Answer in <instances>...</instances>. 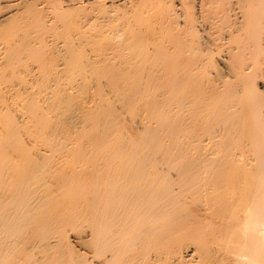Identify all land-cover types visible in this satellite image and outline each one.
Wrapping results in <instances>:
<instances>
[{
    "label": "bare ground",
    "instance_id": "1",
    "mask_svg": "<svg viewBox=\"0 0 264 264\" xmlns=\"http://www.w3.org/2000/svg\"><path fill=\"white\" fill-rule=\"evenodd\" d=\"M4 1L0 26L58 32L66 65L141 119L128 140L109 125L91 148L20 164L30 128L1 113L0 264H264V0ZM7 44L11 64L40 53ZM30 99L19 107L43 129ZM236 166L239 196H199Z\"/></svg>",
    "mask_w": 264,
    "mask_h": 264
},
{
    "label": "rangeland",
    "instance_id": "2",
    "mask_svg": "<svg viewBox=\"0 0 264 264\" xmlns=\"http://www.w3.org/2000/svg\"><path fill=\"white\" fill-rule=\"evenodd\" d=\"M6 4L7 3L4 0H0V16L9 11V9L5 6ZM12 24V21H7L5 23L3 22L2 26H0L4 31H8V35L10 36V38L9 36L6 38L3 35L4 32L0 33V40L3 41H0V104L2 102V105H0V115L1 113L8 114L14 118L16 122L18 121V124L20 123V125H22L25 122V125L27 123L30 128L28 133L23 132L22 130L18 132V142L11 148L13 151L10 152L15 158V160H13L14 162L20 164H26L33 161L36 162L38 161L39 157V155H37L38 153L47 155L49 154L45 152V150H50L47 147H54L56 149L59 147H65L66 149L74 150H78L79 148H91L92 136L97 138V135L100 134V128L108 129L109 125H112L113 129H117L114 131L115 137H119L122 140H128L131 136H133L135 129L138 127L139 121L141 119L140 116L136 114L138 111L134 114H131L127 108L120 104L121 102H119V99H117L116 93L112 90V88L107 83L95 81V76L92 74V77L90 72H86L82 68L80 69L76 66L68 67V64L66 65L68 57H66L67 53L64 51V49L62 50L61 47V42L63 41V36L60 35L61 32L59 35L62 36V41L59 38V35V37L55 36V34L57 35L58 32H52L54 35L50 34V32L46 30H44V32H40L35 30L32 26V28L28 27V25H20L19 27L16 26L17 28L14 26L12 29ZM30 25L31 24H29V26ZM35 32H40L41 34L39 33L37 36L38 33L36 34ZM45 32L46 34L48 32L47 36L45 35ZM42 33L45 35L44 37H42ZM40 36L42 39H40ZM35 37L39 38L40 41L38 39H34ZM28 38L31 39L28 40ZM43 38L46 39L43 40ZM53 38L54 40H52ZM26 40L30 41V43L33 44L32 46H35L33 47V50L37 49V52H40L37 54L39 56H36L38 58L34 57V54L32 57L30 54H27V56L23 52L19 54L20 56L18 55L16 57L20 60L18 59V61H16L17 59L15 58V64L14 62L12 63V68L6 67V64L7 66H12L11 61H9L8 57H6L7 50L9 49L5 51L8 45L12 46V44L7 43L10 42L14 44L16 42V45H21V43L26 42ZM71 41L76 42V40ZM43 42H46V47H44ZM50 45H54L53 49ZM55 45L60 48V50L57 49L59 54L56 50L57 47L55 48L57 55L55 52H50L52 50L54 51ZM49 48H51L50 51ZM84 49L85 48H83L82 51ZM63 51L66 54H64ZM87 51H89L88 48L85 49L84 53ZM62 52L64 56L63 54H60ZM51 54H54L52 58ZM87 54H91L90 51L87 52ZM55 55L56 60H58V57L62 58L59 59L58 62H55V60L52 63L50 60H54ZM63 58L66 60V63L64 60H62ZM5 60H8L9 62L6 61V63ZM48 63L51 65L54 64V67L57 66L58 69H54V67ZM59 64L63 68H60L61 66ZM51 68L54 70L52 71ZM55 73L58 74L57 77L54 76ZM23 81L26 83L25 85L22 83ZM23 90L27 91V93ZM26 95H29V97L31 96L30 98L33 99L36 106L45 115H47L48 122L44 124L43 129H38L37 124L33 121L34 119L27 115L24 109H20V107L24 105L23 99L26 98L25 102L27 100H31ZM42 101H45V103ZM104 109H107L105 113H102L99 115V117L95 118V124L93 123V125H91L89 121V119H91L90 116L96 113L98 110L103 111ZM19 110H21L23 113H21ZM48 128L53 130V134H51L50 131H47ZM45 135H48L50 137V143L56 145L57 147L44 143L43 139L45 138ZM63 168L67 169L69 166L65 164L63 165ZM239 170L240 169L238 166H236L234 169H232L231 173L227 174L225 188L214 189L211 187L209 189L212 191L209 194H207V190V192H205L207 195L202 193L201 195L199 194V196H239L241 193L240 191L242 190L243 179V175ZM171 173L170 175H172ZM213 191H215L214 195H212ZM184 196L194 195L187 193Z\"/></svg>",
    "mask_w": 264,
    "mask_h": 264
}]
</instances>
